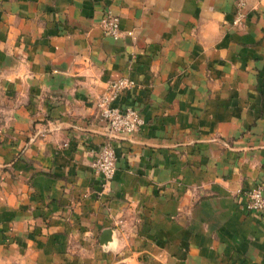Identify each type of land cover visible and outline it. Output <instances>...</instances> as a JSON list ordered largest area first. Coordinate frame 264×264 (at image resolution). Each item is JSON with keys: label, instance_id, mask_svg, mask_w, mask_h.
<instances>
[{"label": "crops", "instance_id": "0c3cea01", "mask_svg": "<svg viewBox=\"0 0 264 264\" xmlns=\"http://www.w3.org/2000/svg\"><path fill=\"white\" fill-rule=\"evenodd\" d=\"M122 78L112 105L143 125L103 186L97 105ZM254 187L264 0H0V264H264Z\"/></svg>", "mask_w": 264, "mask_h": 264}, {"label": "built area", "instance_id": "2783aa9c", "mask_svg": "<svg viewBox=\"0 0 264 264\" xmlns=\"http://www.w3.org/2000/svg\"><path fill=\"white\" fill-rule=\"evenodd\" d=\"M103 33L116 38L120 35V25L117 16L106 12L100 22ZM135 88L131 80L122 78L110 82L108 91L98 102V115L105 127L106 142L102 145L97 157L92 163L95 175L101 177L103 186L108 184L116 171V155L112 140L123 138L140 130L143 119L137 111L131 108L113 106L117 96L126 90ZM245 207L248 211H264V196L260 187H254L245 192Z\"/></svg>", "mask_w": 264, "mask_h": 264}, {"label": "water", "instance_id": "95a60500", "mask_svg": "<svg viewBox=\"0 0 264 264\" xmlns=\"http://www.w3.org/2000/svg\"><path fill=\"white\" fill-rule=\"evenodd\" d=\"M117 139H120V138H118L117 137ZM110 234H111V231H106L103 235H102V240H101V242H103V243H105L107 240H109V236H110Z\"/></svg>", "mask_w": 264, "mask_h": 264}]
</instances>
